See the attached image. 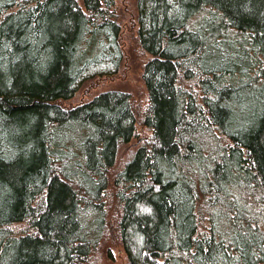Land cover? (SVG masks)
I'll list each match as a JSON object with an SVG mask.
<instances>
[{
    "label": "trees",
    "instance_id": "1",
    "mask_svg": "<svg viewBox=\"0 0 264 264\" xmlns=\"http://www.w3.org/2000/svg\"><path fill=\"white\" fill-rule=\"evenodd\" d=\"M137 20L144 97L72 101L121 66L115 0H0V264H264V0Z\"/></svg>",
    "mask_w": 264,
    "mask_h": 264
},
{
    "label": "rangeland",
    "instance_id": "2",
    "mask_svg": "<svg viewBox=\"0 0 264 264\" xmlns=\"http://www.w3.org/2000/svg\"><path fill=\"white\" fill-rule=\"evenodd\" d=\"M115 9L122 24L121 40L124 57L119 70L109 77L84 80L76 91L72 101L90 98L96 92L106 88L127 89L137 98L144 97L146 87L142 80L143 58L137 44V0H115ZM108 78V79H106ZM126 153L123 152L122 156ZM101 264H124V251L114 246L109 255L102 251Z\"/></svg>",
    "mask_w": 264,
    "mask_h": 264
}]
</instances>
